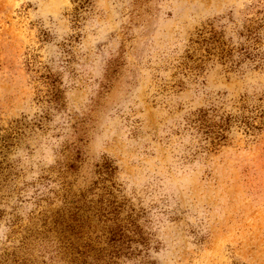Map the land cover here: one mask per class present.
Masks as SVG:
<instances>
[{"label":"rangeland","instance_id":"374dc122","mask_svg":"<svg viewBox=\"0 0 264 264\" xmlns=\"http://www.w3.org/2000/svg\"><path fill=\"white\" fill-rule=\"evenodd\" d=\"M0 264H264V0H0Z\"/></svg>","mask_w":264,"mask_h":264}]
</instances>
